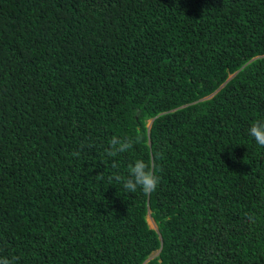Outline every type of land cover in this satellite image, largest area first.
I'll return each mask as SVG.
<instances>
[{"label": "trees", "instance_id": "16d2710c", "mask_svg": "<svg viewBox=\"0 0 264 264\" xmlns=\"http://www.w3.org/2000/svg\"><path fill=\"white\" fill-rule=\"evenodd\" d=\"M261 119L264 0H0V257L264 264Z\"/></svg>", "mask_w": 264, "mask_h": 264}, {"label": "clouds", "instance_id": "9594fccd", "mask_svg": "<svg viewBox=\"0 0 264 264\" xmlns=\"http://www.w3.org/2000/svg\"><path fill=\"white\" fill-rule=\"evenodd\" d=\"M150 120L147 121L146 126H149ZM248 133L251 137L254 138L257 145L264 149V119L254 121L250 128L248 129ZM137 140L140 137L136 138ZM134 141L129 137H119L112 136L108 142V148L105 149V153L107 157H116L118 154L125 153L132 149ZM74 156H78V152L73 153ZM112 167L115 168L116 164L113 163ZM114 179L117 182H122L124 189L129 192H135L137 188H139L144 194H151L157 188L159 183V177L155 174L154 169L151 168L150 164L147 163L144 159H137L133 163L128 165V174L126 177H122L120 175H116ZM148 196L146 195L145 200L147 201ZM151 219L150 212L147 210L145 215V221L148 227L153 228L148 224L147 219ZM152 223H155L152 220ZM155 229V228H153ZM157 254V250L151 251L148 257L145 259L147 261L149 258L155 256ZM16 257L5 258L0 257V264H15ZM144 261V262H145ZM144 262L142 264H144Z\"/></svg>", "mask_w": 264, "mask_h": 264}, {"label": "rangeland", "instance_id": "374dc122", "mask_svg": "<svg viewBox=\"0 0 264 264\" xmlns=\"http://www.w3.org/2000/svg\"><path fill=\"white\" fill-rule=\"evenodd\" d=\"M208 96H210V95H208ZM148 125V124H147ZM146 219H147V217H146ZM147 221H148V224L150 225V226H153V228H156V226L152 223V220L150 219H147Z\"/></svg>", "mask_w": 264, "mask_h": 264}]
</instances>
